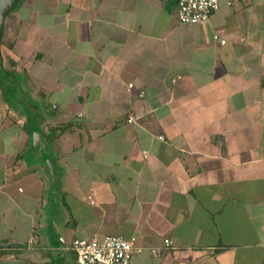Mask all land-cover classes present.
I'll return each instance as SVG.
<instances>
[{
  "label": "crops",
  "instance_id": "1",
  "mask_svg": "<svg viewBox=\"0 0 264 264\" xmlns=\"http://www.w3.org/2000/svg\"><path fill=\"white\" fill-rule=\"evenodd\" d=\"M176 2L23 0L4 21L0 264L113 235L130 264H264V0L194 26Z\"/></svg>",
  "mask_w": 264,
  "mask_h": 264
},
{
  "label": "built area",
  "instance_id": "2",
  "mask_svg": "<svg viewBox=\"0 0 264 264\" xmlns=\"http://www.w3.org/2000/svg\"><path fill=\"white\" fill-rule=\"evenodd\" d=\"M236 0H177L174 8V19L179 25L194 26L200 23H207L210 14L214 13L220 6L228 9ZM215 40V37H212ZM217 40V39H216ZM222 45V40H217ZM128 90L132 85L127 86ZM142 91L136 95L140 98ZM81 116V115H80ZM129 118L127 123H131ZM159 140V138H158ZM34 238L29 243L33 244ZM163 247L170 245L164 240ZM73 257V264H130L133 253H138L135 248V239H123L119 236H105L101 238L75 239L70 246ZM151 256L158 254L157 250H150Z\"/></svg>",
  "mask_w": 264,
  "mask_h": 264
},
{
  "label": "rangeland",
  "instance_id": "3",
  "mask_svg": "<svg viewBox=\"0 0 264 264\" xmlns=\"http://www.w3.org/2000/svg\"><path fill=\"white\" fill-rule=\"evenodd\" d=\"M22 1L23 0H16L15 4H13V7L11 8V10L5 15V17L3 19V22H2L3 24H2V26L0 28V34L2 33L1 30H3V28H4V24H5L4 21L8 18V16H10V14H12V12L17 11V9L20 7L19 4H21ZM29 12H30V15H29L30 19L29 20L25 18L27 20L26 21L23 17H21L20 21H23V22H21L22 26L19 23H18V25H16V23L18 22V18L17 17L15 18L13 16V17L10 18L11 21H14V24H15V26L17 28L21 27V30L19 31L20 32L19 36L23 35L25 39L27 37H29L30 35L32 36V34H34L33 28L30 29L29 25L32 22L34 23V21L38 19V17H35L36 15H34V17L31 15V11H29ZM24 16H26V14H24ZM14 38H15V35L13 36V40H14Z\"/></svg>",
  "mask_w": 264,
  "mask_h": 264
},
{
  "label": "water",
  "instance_id": "4",
  "mask_svg": "<svg viewBox=\"0 0 264 264\" xmlns=\"http://www.w3.org/2000/svg\"><path fill=\"white\" fill-rule=\"evenodd\" d=\"M16 0H0V28L5 15L11 10Z\"/></svg>",
  "mask_w": 264,
  "mask_h": 264
},
{
  "label": "trees",
  "instance_id": "5",
  "mask_svg": "<svg viewBox=\"0 0 264 264\" xmlns=\"http://www.w3.org/2000/svg\"><path fill=\"white\" fill-rule=\"evenodd\" d=\"M1 31H2V30H1ZM69 127H70V126H68V127H67V126H65V128H63V129H66V128L68 129Z\"/></svg>",
  "mask_w": 264,
  "mask_h": 264
}]
</instances>
